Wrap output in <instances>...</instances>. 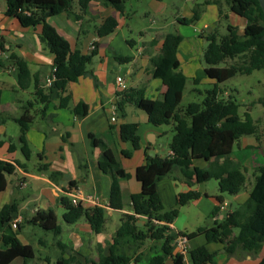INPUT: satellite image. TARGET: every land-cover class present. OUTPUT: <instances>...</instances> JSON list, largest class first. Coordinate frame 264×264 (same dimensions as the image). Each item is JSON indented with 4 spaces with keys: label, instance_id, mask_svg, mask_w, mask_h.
<instances>
[{
    "label": "crops",
    "instance_id": "0c3cea01",
    "mask_svg": "<svg viewBox=\"0 0 264 264\" xmlns=\"http://www.w3.org/2000/svg\"><path fill=\"white\" fill-rule=\"evenodd\" d=\"M217 2V0H204L203 4L207 13L214 20L212 23L206 21L201 23L198 37L205 39V35H203L205 30L209 33L217 28L220 16L216 10ZM5 11L6 5L1 1L0 46L2 48H0V59L3 66L0 65V161L14 165L15 171L6 177V187L0 192V209L11 201H15L18 204V210L13 216L14 218L19 217L21 222L20 229L14 231L5 228L4 234L15 236L25 245L41 246L43 252H46L47 249L52 250L50 248L53 247L57 253L54 264L61 256L71 258L70 264H91L98 260L99 255L109 254V246L116 232L110 230V224L113 221L111 214H131L130 195L138 194L141 191V185L135 177L137 167L143 166L147 157L165 158L170 154L168 144L172 124L165 128L164 126L155 127L148 123L147 115L133 105L125 107L123 117H120L116 112L115 122H111L109 116L115 108V94L119 91L116 83L117 78L124 81L126 88L142 89L144 96L148 99L162 100L165 87L161 80L153 78L151 59L159 54L163 38L168 34L164 31L166 25L164 24L166 22L164 14L168 11V4L164 0H150L146 11H144L143 15L148 18L149 22L146 28L151 36L149 39L145 38L144 32L139 33L137 40L126 35L124 32L128 18L126 7L123 14H119L112 7L105 6L99 1L91 2L84 16L78 20H75L72 14L66 13L48 18L47 22L58 30L72 49L79 51L82 55L94 51L89 70L96 79V85L91 77L86 76L76 82L69 83L64 93L51 89V99L44 112H42L44 106L38 103L35 98L32 83L26 90L19 89L17 70L4 60L10 54H15L23 59L28 65L32 79H35L38 87L46 92L49 88L45 87V80L53 71V55L39 38L40 25L22 27L16 18L7 16ZM73 11L77 12V6H74ZM228 15L236 19L235 25L245 26V21L243 22L240 17L230 11L224 16ZM108 17H113L117 21V26L110 35L98 37L97 28ZM178 18L190 19L191 17L177 15L174 18L175 22ZM178 35L182 37L181 34ZM181 45L182 41L177 51V59L180 64L178 70L186 79H195L204 69L200 61L203 48L200 47L196 53L195 47H191L187 51L188 59H182V61L180 58ZM115 56L128 57L131 61L127 64H119ZM206 80L207 83L212 82L214 86V80L208 78ZM67 94L70 97L67 106L57 108L60 99ZM229 95L225 91L222 92L223 98ZM80 102L88 106L87 115L83 118H77L72 112V108ZM29 103L31 104L29 105ZM25 108L28 109V113L32 117L30 127L25 135L31 152L29 160H26L21 153L20 143L17 140L19 126L15 122V119L22 115ZM126 123L137 125V136L140 143V148L137 150H133L129 143H123L120 139V125ZM89 134L101 138L112 149L120 166L129 175L128 179L119 180L123 209L117 211L106 208V221L98 233L93 232L85 220H80L69 225L70 227L66 229V239L62 238L63 230L59 226L60 234L56 238L53 237L52 246L40 239L37 240V245H33L27 238L22 237L21 228L23 225L29 224L27 220L32 218L37 211L52 210L56 215L54 208L63 210L60 199L67 196L69 182H74L71 192L77 193L80 197L98 196L108 206L112 182L111 174L103 173L99 169L100 150L91 146ZM255 140L250 136L241 137L236 142L237 151L240 154L233 150L230 156L231 160L239 162L244 168L246 181L241 192L233 196L222 195L224 204L222 206L216 200L219 192H207L206 186L202 185L206 182L196 183L192 178L190 180L192 185L189 186L180 171L175 170L156 183V190L165 210L176 208L179 193L189 190L198 191L202 196L189 204L192 203L200 209L204 216L210 219L209 227H212L227 213L244 204L249 198L257 171L264 164V150ZM124 151H131V156L124 157L122 155ZM209 162L194 160L193 167L204 169ZM51 174L54 175L51 176ZM215 207L218 209L215 215L211 216ZM120 219L119 224L116 223L115 230L120 226ZM145 222V217H137L135 225L138 229H143ZM174 222L175 220L169 225L170 234H174L176 231ZM191 232L194 231L184 233ZM176 233H181V231H176ZM192 241L187 243L188 251L204 245L206 250L213 255L211 263L207 264H259L264 257V239L260 237L248 240L245 243L246 249H238L231 256L226 253L224 244L219 242L204 240V242H197L195 247H192ZM124 243L129 244V241L126 240ZM60 244L66 246L65 251L61 249ZM151 244L153 245L154 242H148V250ZM120 246L121 240L118 247L121 253ZM33 249L35 250L34 247ZM36 252L35 250V259ZM172 253H176L174 247ZM157 254H160L159 251ZM48 258H44V264H51ZM148 260V256L144 254L141 259H138V262L133 261L131 264H147ZM165 264H171L168 257L165 258ZM184 264H190L187 257Z\"/></svg>",
    "mask_w": 264,
    "mask_h": 264
},
{
    "label": "trees",
    "instance_id": "16d2710c",
    "mask_svg": "<svg viewBox=\"0 0 264 264\" xmlns=\"http://www.w3.org/2000/svg\"><path fill=\"white\" fill-rule=\"evenodd\" d=\"M6 5L5 14L16 18L22 27L41 26L39 38L48 51L53 55V69L55 82L46 92L38 87L37 81L32 79L27 63L15 54H10L4 60L17 70L18 87L26 90L33 85L34 95L38 103L42 104V112L50 102V95L54 89L64 93L69 83L76 82L82 77H91L96 85V79L89 70V65L94 56V51L87 55L80 54L72 49L58 30L47 22V19L61 13L72 14L75 20L84 16L87 7L93 1H99L105 6L112 7L119 14H123L126 0H77V12H74L73 0H0ZM231 13L246 21L242 35H238L237 29L229 24L226 26V35H217L215 30L205 32L207 47L203 52L202 60L205 65L202 75L215 84L212 89L206 90L204 99L200 103H189L184 108H179L182 100L186 77L178 70V47L182 37L178 34L168 33L163 38L162 47L158 55L151 59L153 78L161 80L165 87L162 100H151L144 96L142 89L132 87L117 91L115 94V109L120 117L124 116L126 106L133 105L147 115L148 123L155 127L172 124V138L168 144L170 154L168 157H147L143 166L135 171L136 180L141 185L138 194L130 195L129 208L131 214H122L120 226L112 237L109 246V254L99 255L96 262L91 264H131L138 262L144 256L139 252L133 260L127 252L121 250L119 245L126 236L134 239L137 246L155 242L160 254L154 253L148 257L147 264H165L168 257L171 264H184L185 256L172 253L175 234H170L169 225L178 217L179 209L192 201L198 200L202 194L189 190L177 195V207L165 210L156 190V183L175 170H179L189 186L190 180L196 183H205L210 180L217 182L219 195L216 200L223 204L222 195L233 196L241 192L245 186V173L243 166L230 159L234 144L245 136H255L257 125L255 121L245 113L241 118L238 115L239 105L231 99L222 96V90L218 84L223 83L237 75H250L254 71H262L264 74V15L257 0H225ZM220 14V13H219ZM226 18V16H224ZM199 19L198 10H193L190 19L178 18L177 22L188 25ZM117 21L108 17L97 28L98 37L108 36L113 33ZM0 48H2L0 46ZM238 57L244 59L239 66L226 65L227 60ZM119 64H127L131 60L128 57L115 56ZM0 65L3 63L0 59ZM198 79H194L197 83ZM69 94L60 99L57 108H65L69 102ZM264 106V98L258 100ZM31 103H29L30 105ZM28 105V104H27ZM77 118L87 115L88 106L82 102L72 108ZM32 117L28 109H24L22 115L15 119L19 126L18 142L20 150L26 160L30 158L25 135L30 127ZM120 139L123 143H129L133 150L140 148L137 136V125L126 123L120 125ZM90 144L99 148V169L103 173H110L112 182L110 186L107 208L120 211L123 209L120 179H128L129 175L120 166L112 149L99 137L89 134ZM124 157H130L131 151L122 152ZM194 160L209 162L204 169L193 167ZM17 166H19L17 164ZM20 167V166H19ZM47 168V166H45ZM15 166L0 161V192L6 187V177L12 175ZM54 174H51V176ZM74 187V182H69L68 193ZM63 207L62 220L67 225H73L80 220H85L92 231L98 233L106 221V209L93 207L83 208L74 206L68 196L60 199ZM218 208L212 212L215 215ZM18 204L15 201L4 205L0 209V264H12L21 259V264H29L35 259V250L30 245L22 244L15 236L4 234L5 228L17 213ZM137 217H145V227L138 229L135 225ZM29 224L36 225L53 237H58L60 227L57 217L52 210L37 211L32 218L27 220ZM17 229H20L18 225ZM184 235L187 241L203 236L207 242H219L224 244L228 255H234L240 249H246V242L254 237L264 239V164L258 169L248 200L227 213L222 220L212 227H199L191 233H178ZM63 251L66 246L61 245ZM213 255L205 246H198L188 251L187 259L190 264L211 263ZM71 258L61 256L55 264H70ZM259 264H264V257Z\"/></svg>",
    "mask_w": 264,
    "mask_h": 264
},
{
    "label": "rangeland",
    "instance_id": "374dc122",
    "mask_svg": "<svg viewBox=\"0 0 264 264\" xmlns=\"http://www.w3.org/2000/svg\"><path fill=\"white\" fill-rule=\"evenodd\" d=\"M217 1L218 2L216 4V10L220 13V16L217 28L215 29L216 34L222 36L226 35V25L230 24V26L237 29L236 33L238 35H242L245 26L235 25L236 19L234 17L228 15L225 18L224 15L229 12L226 2L225 0ZM149 2L150 0H126L125 7L128 12V18L127 26L124 28V32L128 37L137 40L139 38L138 35L140 32H144L146 39H149L151 37L150 34H148V30L146 29L149 25V22L147 20L148 18L144 17L143 15L144 11H146L147 9ZM164 2L168 4V11L164 14V17L166 18V22H164V24H166L164 26V31L165 33H178L182 35V45L180 48L181 60L188 59L189 54L187 53V51L188 49H191V47H195L196 53L197 51H199L200 47H202L203 51L200 61L202 66L205 67L202 60V55L207 47V41L204 38L198 37V32H200L201 30V23L203 21L212 23L214 18H211L210 14L207 13V9L203 4L204 0H164ZM73 6H77V0H73ZM193 10H198L199 12V19L196 22L188 25L175 22L174 18L177 15L192 17ZM242 20L243 22L245 21L244 19ZM203 35H205V32H203ZM243 61L244 59L242 57H238L232 60H227L225 64L239 66L243 63ZM195 78L198 79L197 83H194V79L186 80L183 97L181 103L179 104V108L181 109L186 107L189 103L202 102V100L204 99L205 91L213 88V83H207L205 76L202 75V71ZM218 87L222 91L229 93L231 99L239 105V117L243 118L245 113H247L255 121L257 125V132L255 136L250 137L253 139L255 138L256 143H259L264 150V106L258 103V100L264 98L263 72L254 71L250 75H237L223 83L218 84ZM169 135L170 141L173 132H170ZM233 150L239 153V151H237L236 143L234 144ZM202 185L206 186L207 192H218L217 183L214 180H210ZM125 207L127 208V205H125ZM54 210L56 212L58 220L57 223L63 230L62 238L66 239V229L71 225L69 226L62 221L63 210L61 208H54ZM120 217L121 215L119 214H111V219L113 220L110 224L111 231H116V223L119 224ZM174 224L176 231L189 232L195 231L198 227H209L210 219L204 216L203 212L191 203L183 208H180V214L175 219ZM176 231H174V234H176ZM20 234L23 238H27L33 245H37L36 242L38 239L48 242L50 244H48L49 246H52L51 243L54 242L52 234L47 233L38 226L36 227L30 224L23 225ZM126 240L129 241V244H125L126 242L124 243V241ZM204 240L205 238L203 236L197 237L193 239V241L191 242V246L195 247L197 242H204ZM122 242L123 243L120 246V250L127 252L133 260L136 258V254H138L139 252H142L149 257L159 251L155 242L153 245L151 244L149 250L147 249L149 246L148 244L137 246L134 243V239L128 236L124 237L122 239ZM33 247L37 251L36 259L34 261H31L29 264H44L45 257H49L48 259H50L49 261H51V264H54L57 253H55V249L53 247L50 248L52 250L47 249L46 252L42 251L43 248L41 246ZM21 263L22 261L18 260L13 264Z\"/></svg>",
    "mask_w": 264,
    "mask_h": 264
},
{
    "label": "built area",
    "instance_id": "2783aa9c",
    "mask_svg": "<svg viewBox=\"0 0 264 264\" xmlns=\"http://www.w3.org/2000/svg\"><path fill=\"white\" fill-rule=\"evenodd\" d=\"M53 72H54V69L52 71V74L45 80V87L46 88L52 87L53 83L55 82V76H54ZM116 83H117V87H118L119 91L126 89V85L121 78H117ZM109 116H110V121L115 122V120H116V109L115 108H114V110H112L110 112ZM67 196L70 198V202L74 206L80 205L85 209L86 208H93V207H99V208H103V209L107 208V204L103 203L101 198L98 196H95V195H87V196L80 197L77 193L70 192L67 194ZM223 205L224 204H222V206ZM20 222H21V219L19 217H15L9 224L10 229L16 230L18 225L20 224ZM187 243H188V241H187L186 236L179 235L178 233H176L175 239H174L172 245L176 249V253H179V254L185 256V258H186L188 255Z\"/></svg>",
    "mask_w": 264,
    "mask_h": 264
},
{
    "label": "water",
    "instance_id": "95a60500",
    "mask_svg": "<svg viewBox=\"0 0 264 264\" xmlns=\"http://www.w3.org/2000/svg\"><path fill=\"white\" fill-rule=\"evenodd\" d=\"M258 1V3H259V5H260V8H261V10H262V12H263V15H264V0H257ZM262 41H264V35L262 36Z\"/></svg>",
    "mask_w": 264,
    "mask_h": 264
}]
</instances>
